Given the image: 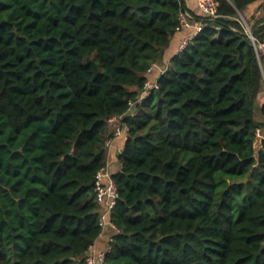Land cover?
<instances>
[{"label":"trees","instance_id":"1","mask_svg":"<svg viewBox=\"0 0 264 264\" xmlns=\"http://www.w3.org/2000/svg\"><path fill=\"white\" fill-rule=\"evenodd\" d=\"M216 1L130 114L182 0H0V264H87L111 117L103 264H264L262 0Z\"/></svg>","mask_w":264,"mask_h":264},{"label":"built area","instance_id":"2","mask_svg":"<svg viewBox=\"0 0 264 264\" xmlns=\"http://www.w3.org/2000/svg\"><path fill=\"white\" fill-rule=\"evenodd\" d=\"M197 4H198V7H199L201 13H203L204 15L209 16V17H214L216 15V11H217V1L216 0H197ZM188 17H189V15L185 11L181 12L180 17H179V26L180 27L188 25V22H187ZM246 27H247V32L249 33V35H251L247 25H246ZM200 28H198L197 31ZM192 36L184 38L182 40V42L179 44L177 51H179L181 48H183L188 43V40ZM251 38H252V41H253L254 46H255L256 56L259 59L261 54L264 52V41L257 44V43H255L254 38L253 37H251ZM154 68L158 69L159 74L161 72H163V70H164V68L159 67L157 63H153L149 67L148 72H150ZM157 87H158L157 77L154 80L147 79L145 81L144 87H143L142 91L140 92V94L138 95V97L134 101L130 102V106L128 108V113L135 114L136 104L140 103V101L150 92V90L152 88H157ZM119 118H116V117L109 118V121L116 124V127L114 128V137H116V136L126 137L127 127L125 124L118 122ZM256 135L257 136L259 135V130H257ZM112 138H109L105 141V146L107 149H109L111 146ZM94 187H95V191H96L97 200L99 203H101L103 205L102 211L100 213V223L102 225V229L108 225V226H110L116 230L117 227L108 218L111 207L113 206V204L115 202L116 195H117L116 185H115L114 179L112 177V174L105 168V166L102 167L99 171H97L96 176H95ZM93 244L91 246H89V248L87 249V251L85 253V262L87 264H103L105 252L108 249V245H106L102 249H97L94 247Z\"/></svg>","mask_w":264,"mask_h":264},{"label":"crops","instance_id":"3","mask_svg":"<svg viewBox=\"0 0 264 264\" xmlns=\"http://www.w3.org/2000/svg\"><path fill=\"white\" fill-rule=\"evenodd\" d=\"M182 1L185 6V9L183 11H185L189 15L187 19L188 25L181 27V29L175 33V35L171 38L169 46L166 49L167 57L165 58V61L163 63L162 62L157 63L159 67L164 68V69L169 61L170 55L177 53L179 44L182 42V40L186 37L194 35L197 32V29L200 28L203 24L200 19H197L195 17V14L197 15L201 14V11L197 4V0H182ZM252 13L254 14L253 15L254 17L264 16V0H262L259 5L250 7L248 11V15ZM250 20L251 22L253 21V18H251V16H250ZM259 62H260L261 70L263 73V86L257 97L255 112H256L257 120L263 123L264 125V109H263V105H264V52L261 54L259 58ZM158 75H159L158 69L154 68L148 73V78L149 80H154ZM260 136L264 137V126L259 129L258 137ZM122 145H123V137L116 136L112 138L111 146L107 152V162L105 165V168L111 174H113L120 168V163L117 160L116 155L122 149ZM113 232H114V229L112 227L108 225L105 226L102 229L101 233L98 235V237L95 239L94 244H93L94 247L97 249L104 248L107 245Z\"/></svg>","mask_w":264,"mask_h":264}]
</instances>
